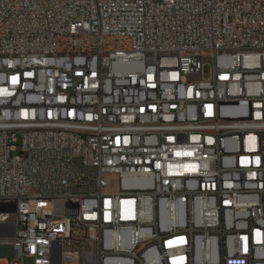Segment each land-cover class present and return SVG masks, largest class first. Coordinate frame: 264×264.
Listing matches in <instances>:
<instances>
[{
    "label": "built area",
    "instance_id": "obj_1",
    "mask_svg": "<svg viewBox=\"0 0 264 264\" xmlns=\"http://www.w3.org/2000/svg\"><path fill=\"white\" fill-rule=\"evenodd\" d=\"M0 244L264 264V0H0Z\"/></svg>",
    "mask_w": 264,
    "mask_h": 264
},
{
    "label": "rangeland",
    "instance_id": "obj_2",
    "mask_svg": "<svg viewBox=\"0 0 264 264\" xmlns=\"http://www.w3.org/2000/svg\"><path fill=\"white\" fill-rule=\"evenodd\" d=\"M158 1V0H155ZM43 4L45 5L46 2L43 1ZM82 42L88 46H94L95 40L93 37L85 36L82 39ZM107 44L110 47H117L118 41L117 40H112V39H106ZM207 66L204 68V70L201 72V74L193 76V80H201L203 77L204 78H209L211 76V68L209 65L212 64L211 61H206ZM13 255V248L10 245H5V244H0V258L3 261L9 260ZM26 264H32V261H27Z\"/></svg>",
    "mask_w": 264,
    "mask_h": 264
}]
</instances>
